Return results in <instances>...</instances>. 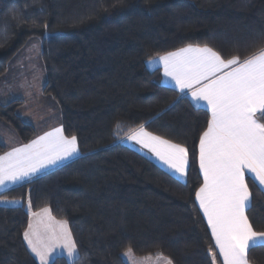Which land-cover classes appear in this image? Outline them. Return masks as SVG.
Instances as JSON below:
<instances>
[{"label":"trees","instance_id":"1","mask_svg":"<svg viewBox=\"0 0 264 264\" xmlns=\"http://www.w3.org/2000/svg\"><path fill=\"white\" fill-rule=\"evenodd\" d=\"M36 41L44 94L58 103L80 155L0 194V264H39L23 233L31 212L44 207L68 221L79 251L50 264H129V247L139 258L162 253L172 264H222L195 199L203 183L199 138L210 113L164 84L162 69L148 61L189 44L225 59L258 52L264 0H0V78L19 71L11 65ZM22 103L0 99V118L28 143L38 130L21 117ZM257 118L264 123V115ZM140 125L189 149L186 180L123 143ZM7 150L0 141V156ZM247 183V216L264 231V191L250 176ZM247 257L264 264V244Z\"/></svg>","mask_w":264,"mask_h":264},{"label":"snow or ice","instance_id":"2","mask_svg":"<svg viewBox=\"0 0 264 264\" xmlns=\"http://www.w3.org/2000/svg\"><path fill=\"white\" fill-rule=\"evenodd\" d=\"M165 77L171 78L181 92L190 90L196 101L210 109L207 128L199 138V168L203 183L195 193L199 208L222 257V264H248L251 247L264 244V231H256L246 209L251 192L246 174L264 186V48L241 59H225L207 45H191L158 57ZM128 139L154 154L181 177L187 175L189 149L140 125ZM79 152L75 135L68 137L57 127L28 144L0 156V189L9 183L31 178L42 169ZM31 203L29 201V208ZM35 218L23 233L40 264H49L52 253L60 248L69 257L77 255V244L67 220H56L50 207L32 212ZM213 261L217 252L210 249ZM126 256L138 264L131 247ZM145 256L143 261L152 260ZM172 264L171 259L157 254Z\"/></svg>","mask_w":264,"mask_h":264},{"label":"crops","instance_id":"3","mask_svg":"<svg viewBox=\"0 0 264 264\" xmlns=\"http://www.w3.org/2000/svg\"><path fill=\"white\" fill-rule=\"evenodd\" d=\"M39 55H40V54H39ZM163 55H164V54H163ZM160 56H162V55H160ZM157 60H158V62H157V64H155V66H154L153 68L160 67V68L162 69L163 83L166 84V85H168V86L174 87V88H176L178 91H180L179 88L175 85L174 81L171 80V78H169V77H165V76H164V74H163V66H162V64L159 62V59H157ZM23 68H24V71H17V70H14V71H13V70H9V72H8L4 77L0 78V79H1V80H0V88H1L3 85H7V84H11V83H15V84H16V83H17V80H18V82H19V79H18V78H17V80H14V79L11 78V73H12V72H13V74H14L16 77H18V75H21L23 72H24V73H25V72H30V73L35 72L34 70H28V69H26V67H23ZM42 72H44V71L42 70ZM43 81H44V78H43V76H42V79H41V85H40V87H39V88H41V90H42V92H43V94H41V98H42L43 100H45V102L48 103L49 106H48L47 108H46L45 106L42 107L41 115L43 116V118L40 119V120L37 118L38 123H34V122H32V121H27V122L32 123V124L37 128V130H38L37 135H36L34 138H32L28 143H30L32 140L38 138L39 136L44 135L46 132H49V131L53 130L54 128H57V127H63V125H62V121H61V118H60V116H59V114H58V108H57L56 103H55L52 99H50L49 96H47V95L44 94V91H43V86H44V85H43ZM180 92H181V91H180ZM21 93H22V92H21ZM181 93L187 95L195 105L207 109V110L209 111V113H210V109L208 108L207 103L204 102V101H196V100H194L193 97L191 96V92H190V90H185L184 92H181ZM18 95H19V94H18ZM19 97H21V98H15L14 95H13V96H10V95L4 94V92H1V91H0V99H2L3 101L9 102V101L14 100V99H19V100L24 101V103L19 107V110L22 109V108L25 109V108H27L28 106H30L25 98H23L22 96H19ZM23 109H22V110H23ZM52 110H54V112H51ZM46 111H48V112L45 113ZM257 114H258V113H257ZM41 115H40V116H41ZM21 117H22V116H21ZM59 119H60V120H59ZM257 119H258V118H257ZM259 122H261V121L259 120ZM4 123H5V122H4ZM0 125H3L2 121H0ZM145 129H146V128H145ZM146 130H147V129H146ZM147 131H148V130H147ZM149 132H150V131H149ZM64 134H65V133H64ZM130 134H131V133H130ZM130 134H129V135H130ZM129 135H127V136L123 139V143H125V144H127L128 146H130V147H132V148H135L136 150H138V151L142 152L143 154L147 155L148 157H150L151 159H153L156 163H158L160 166H162L164 169H166L167 171H169L171 174H173V175L176 176L177 178H179V179H181V180H186L187 175L184 176V177H181L179 174L175 173L173 170H171L170 168H168L167 165H165L162 161H160V160H159L154 154H152L151 152H149L147 149L143 148L141 145L137 144L135 141H132V140L128 139V136H129ZM13 136H14V135H13ZM0 141H2V142H3L5 145H7V147H8V150H7L5 153L12 151L14 148L21 147V146L24 145V144H28V143H22V142L20 141V139H19V137H18L17 134L13 137V139H12V141H13L12 144H8V142H6V140H4L1 136H0ZM5 153H4V154H5ZM4 154H2V155H4ZM2 155H1V156H2ZM79 155H80V151L78 152V154H76V155H74V156H72V157H70V158L64 159V160H62V161H60V162H58V163H56V164H54V165H50V166H48V167L42 169L40 172L36 173V174L33 175L31 178H27V179H25V180H23V181H20V182L15 183V184H13V183H9V184H7L6 187H4L3 189H0V194H1L2 192H4V191L10 189V188H13V187L18 186V185H20V184H22V183L28 182V181H30V180H32V179H34V178H36V177H38V176H40V175L46 173V172H49V171H51V170H53V169H55V168H57V167H59V166L65 164V163H67V162H70V161L74 160L75 158H77ZM200 171H201V170H200ZM201 174H202V172H201ZM202 176H203V175H202ZM248 176H250L252 179H254V177H253L251 174H246V181H247V177H248ZM256 182H257V184L259 185V182H258V181H256ZM259 186H260V185H259ZM260 187H261V188L263 189V191H264V186H260ZM197 202H198V201H197ZM2 203H6V204H15L16 202H7V201H5V202H2ZM250 204H251V202H250ZM198 205H199V204H198ZM200 210H201V209H200ZM39 211H40V210H39ZM39 211H37V212H39ZM201 212H202V210H201ZM31 213H32V212H31ZM202 214H203V212H202ZM246 214H247V209H246ZM52 216H53V214H52ZM203 216H204V215H203ZM53 217H54V216H53ZM34 219H35V218L31 215V217H30V223L33 222ZM205 219H206V217H205ZM56 220H57V219H56ZM206 221H207V220H206ZM210 231H211V229H210ZM26 242H27V241H26ZM27 245H28V244H27ZM28 247H29V246H28ZM29 249H30V247H29ZM30 251H31V249H30ZM63 251H65V250H62L60 255H65V256H66L68 259H70V260L75 259V258L78 256V254H77L75 257L70 258V257L67 255V252H63ZM31 252H32V251H31ZM32 254L35 256V258H36L37 260L39 259V258H38L33 252H32ZM57 256H58V255H57ZM154 258H155L154 260H158V261L156 262V264H157V263H159V264H166V261H165L164 259H157V257H154ZM221 258H222V257H221ZM247 259H248V257H247ZM53 260H54V259H53ZM53 260H52V261H53ZM38 262L40 263L39 260H38ZM248 264H252V263H250L249 260H248Z\"/></svg>","mask_w":264,"mask_h":264},{"label":"rangeland","instance_id":"4","mask_svg":"<svg viewBox=\"0 0 264 264\" xmlns=\"http://www.w3.org/2000/svg\"><path fill=\"white\" fill-rule=\"evenodd\" d=\"M41 50H42L41 42L40 41L34 42L31 46L25 49L24 51L25 55H23L25 58H22L21 54L18 55L17 59H15L16 64L15 65L12 64L10 67L11 69H13L14 67H17L19 68V71H24L23 67H26V69L34 70L35 72H32V73L23 72L21 75H18V77H16L12 72L11 78L14 80H17L18 78L19 82L17 80L16 84L11 83L7 85H3L0 88V91L4 92V94L10 95V96L14 95L15 98H21L19 96H22L23 98L27 100L30 106H28L25 109L22 108L23 110L20 109L19 113L24 120L32 121L34 123H38L37 118L39 120L43 118V116L41 115L42 107L45 106L47 108L49 106V104L46 103L45 100L41 98V94H43V92L41 88H39L41 85L42 76L44 78L43 85L45 84V75H44V72H42V65L40 64V57H39ZM158 57L159 56H156L148 61V65L150 68H153L155 64H157ZM49 98L52 99L56 103L57 108H58V103L51 96H49ZM47 112L48 111H46L45 113ZM51 112H54V110H52ZM0 121H2L3 123V125H0V136L4 140H6L8 144H12L13 142L12 139L17 134V132L10 125H8L7 123H4L1 118H0ZM27 207H29V204L27 205ZM57 220H60V219H57ZM62 250L64 249L58 248L52 253L49 264L52 262L54 258H56L57 255L61 254ZM63 252H66V251H63ZM78 253L79 251L77 248V254ZM125 253L123 254L124 258L129 264H132L131 258L126 256ZM134 257L136 261L138 262V264H156V262L158 261V260H154L155 259L154 257H152L153 259L150 261H143V258L136 257L135 255Z\"/></svg>","mask_w":264,"mask_h":264}]
</instances>
